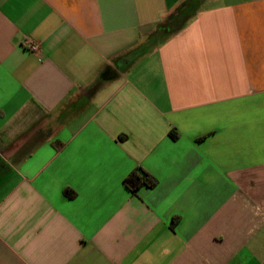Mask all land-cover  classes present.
I'll list each match as a JSON object with an SVG mask.
<instances>
[{
	"label": "crops",
	"instance_id": "obj_1",
	"mask_svg": "<svg viewBox=\"0 0 264 264\" xmlns=\"http://www.w3.org/2000/svg\"><path fill=\"white\" fill-rule=\"evenodd\" d=\"M0 264H264V0H0Z\"/></svg>",
	"mask_w": 264,
	"mask_h": 264
},
{
	"label": "trees",
	"instance_id": "obj_2",
	"mask_svg": "<svg viewBox=\"0 0 264 264\" xmlns=\"http://www.w3.org/2000/svg\"><path fill=\"white\" fill-rule=\"evenodd\" d=\"M156 183L157 181L153 177L141 169H139V172L133 171L123 180V185L132 194L143 186L153 188ZM64 193L70 197L73 195L69 190H65Z\"/></svg>",
	"mask_w": 264,
	"mask_h": 264
},
{
	"label": "built area",
	"instance_id": "obj_3",
	"mask_svg": "<svg viewBox=\"0 0 264 264\" xmlns=\"http://www.w3.org/2000/svg\"><path fill=\"white\" fill-rule=\"evenodd\" d=\"M27 48L31 52H36V51L39 50V46L37 44L33 43V42H28L27 43Z\"/></svg>",
	"mask_w": 264,
	"mask_h": 264
}]
</instances>
